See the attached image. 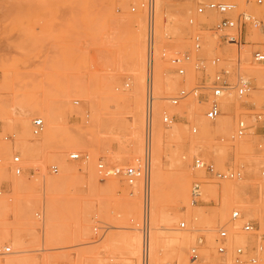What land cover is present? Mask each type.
<instances>
[{
    "label": "rangeland",
    "instance_id": "374dc122",
    "mask_svg": "<svg viewBox=\"0 0 264 264\" xmlns=\"http://www.w3.org/2000/svg\"><path fill=\"white\" fill-rule=\"evenodd\" d=\"M145 1L0 0V200L7 204L0 210V252L5 246L11 247V253L0 255V264L24 255L38 259L48 256L51 264H124L128 259L127 237L135 235L143 239V184L139 176L132 187L126 181L125 171L135 167L141 173L145 153V86L149 54L148 20L142 7ZM165 1L168 6L161 14L156 0L154 61L159 54L166 71L177 77L179 83L160 90L154 75L157 100L152 147L151 233H154L151 218L155 202L157 124L164 131H170L177 124L179 135H166L162 146V168L168 182L162 205L172 217L178 216L177 222L164 227L170 228L164 230V236L168 238L172 232L185 236L187 264H222L215 240L220 226L231 229L229 220L235 209L264 232V132L231 140L236 121L243 112L242 103L248 101L238 99L235 94L227 95L229 102L224 106L227 109L222 116V121L228 122L230 129L224 133L217 129L216 122L207 137L201 134L198 124L207 109L206 102L192 93L177 105L170 100L182 89L190 91L199 85L204 74L213 75L219 68L228 67L233 70L234 80L239 73L254 79L251 101L256 107L261 106L264 74L257 75L252 70L264 69V65L251 61L250 52L254 47L235 42L218 46L211 28L224 15L211 12L201 15L198 7L210 2H227L236 5L235 14L246 11L260 15L264 12V0L261 5L257 0ZM132 7L136 10L133 11ZM177 13L182 14L185 22L180 24L179 33L174 34V14ZM124 15L139 18L145 28L146 71L139 87L137 74L130 68L132 33L119 24ZM213 15L218 19L213 21ZM191 19L194 24H206L202 33L211 44L198 52L204 63H198L195 55L193 62L187 65L186 75L181 76L175 72L170 57L191 49L190 37L197 29L190 23ZM257 36L254 32L252 39H259ZM216 58L220 62L214 64ZM238 58L241 59V70H237ZM154 65L155 62L153 73ZM132 94H135V104L127 100ZM42 103L55 107L56 123L52 129L45 116L32 112ZM165 113L177 116L170 127L162 123ZM21 117L26 122V129L17 123ZM109 118L114 127L105 124ZM35 119L44 122L39 134L33 132ZM134 126H138L141 134L138 158H132L130 154L134 146L130 132ZM194 128L198 129L196 133ZM74 138L81 139L76 146L73 145ZM243 141L247 146H242ZM194 142L199 143L197 149ZM72 153H79L80 158L71 159ZM197 155L214 163L219 170H241L243 179L218 181L205 177L193 165ZM17 156L20 157L18 165L14 162ZM62 159L77 168L64 178H61L59 163ZM55 166L57 172L53 169ZM15 167H20L21 173L17 174ZM178 172H183L186 180V201L183 197L176 199L169 185ZM19 179L23 180L21 186L17 185ZM198 179L205 182L204 202L192 206V184ZM49 181L55 183L52 192L47 188ZM236 183L248 185L247 191L235 190ZM51 199L57 208L56 219L54 214L52 220L55 219L62 230L52 234L51 218L47 213ZM16 203L19 209L32 208L34 218V235L22 227L23 247L13 245L12 233L8 237L4 234L18 219ZM245 219L239 222L240 228ZM183 222L185 227L181 226ZM201 237L205 244L200 248L199 260L195 261L191 249ZM238 242L244 244L246 239L238 236ZM249 243L255 245L256 241L251 238ZM165 245L160 262L155 264H182L175 246ZM262 253L259 264H264V251ZM141 257V252L139 257H133V264H141ZM149 261L154 264L150 256Z\"/></svg>",
    "mask_w": 264,
    "mask_h": 264
},
{
    "label": "built area",
    "instance_id": "2783aa9c",
    "mask_svg": "<svg viewBox=\"0 0 264 264\" xmlns=\"http://www.w3.org/2000/svg\"><path fill=\"white\" fill-rule=\"evenodd\" d=\"M263 0H257V4L261 5ZM142 7L147 14V30H148V74L146 79V96H145V153L141 167V173L135 167H129L125 171L126 181L131 185H135L141 178L143 184V199H144V220L142 224V257L141 264H149V242H150V203H151V173H152V147L155 127V105L156 92L154 86L153 63L155 59V35H156V0H146ZM136 10V7H132ZM236 5L227 2H210L201 4L198 7V13L206 15L208 12L220 13L223 18L211 28L217 37V45L223 46L230 42L239 43L243 46L254 47L250 52L251 61L264 65V12L260 15L248 13L246 11L235 14ZM190 23L197 27L196 31L191 35V49L185 50L181 54H174L170 57L175 72L181 76L187 73V65L192 63L196 55V61L202 65L204 60L198 56V52L209 45V38L202 33L203 27L206 24H194L193 19ZM256 32L259 39H252V34ZM257 36V37H258ZM260 37L262 40H260ZM164 54L163 57H165ZM220 62L219 58L213 60L214 64ZM238 68L241 65V59L237 60ZM200 69L205 70V67ZM237 70H241L240 68ZM233 70L228 67H221L215 71L213 75L204 74V77L199 85L192 88L190 91L182 89L179 94L171 98L174 105L179 104V101L186 98L190 93L202 98L207 106L204 113L206 119L215 122L218 118L225 114L222 107L221 99L230 93H235L238 99H247L242 103L241 116L236 121V130L232 134L231 140L241 139L251 134L264 132V97L260 107H256L255 102L251 101L255 85L252 78L246 74H238L233 79ZM252 103V104H251ZM177 120V116L165 113L162 117V123L170 127ZM44 122L42 119H35L33 122V132L39 134L42 132ZM197 132V128L193 129ZM70 158L77 160L80 158L79 153H72ZM16 165L20 163V157L14 159ZM193 165L196 170L204 173L205 177L213 180H239L243 178L241 170L227 169L225 171L217 169L216 165L207 161L202 155L194 157ZM102 167V165H101ZM57 172L58 168L53 167ZM17 174L21 173L20 167H15ZM264 176V172H263ZM203 179L195 180L191 189V202L193 205L203 203ZM237 220H243L242 212L235 209L232 212L231 223ZM182 227L186 223L181 224ZM240 231L254 238L255 245L247 243L245 245H231L230 229L222 225L218 229L216 243L217 251L222 256V264H258L260 255L264 251V232L258 227L253 220H246L242 224ZM250 238V239H251ZM205 244L203 237L199 238L198 243L191 249L192 260H198L200 257L199 251L201 246ZM233 246V247H231ZM11 253V247L5 246L0 252V255Z\"/></svg>",
    "mask_w": 264,
    "mask_h": 264
},
{
    "label": "bare ground",
    "instance_id": "6f19581e",
    "mask_svg": "<svg viewBox=\"0 0 264 264\" xmlns=\"http://www.w3.org/2000/svg\"><path fill=\"white\" fill-rule=\"evenodd\" d=\"M158 6H159V11L162 14L164 7L168 6V4L166 3L165 0H158ZM211 13H215V12H211ZM181 15H182L181 13L174 14L175 24H174V27L172 29V32L174 34L179 33L180 24H183L185 22L181 18ZM217 19L218 18L216 15L212 16L213 21L217 20ZM119 21H120L119 24L121 27L131 30V33H132V35H131L132 39H131V44H130V50H131V54H130V65L131 66H130V68L134 72H136V74H137V79H136L137 82L136 83L138 84L137 87H139L142 84V81L144 80V74L146 71V33L144 30L145 29L144 24L142 23V21L139 18L132 16V15H124L121 17V19ZM157 56H159V54L158 55L156 54V60L154 61L155 62L154 75H155V80H156V84H157L158 88H160V90H161L163 87L169 89V88L177 86L179 83L177 77H174V75H169L170 73L168 71H166V69L164 68V64H163V62H161L160 56L158 58H157ZM249 60H250V58H249ZM253 68H257V66L252 67V69ZM252 71L255 72V74H257V75L262 76L264 74V69H254ZM232 94H235V93H230L227 95H232ZM227 95L221 99L222 107L224 110L227 109L224 106H227V104L229 102V98H226ZM127 100L130 101V103L135 104V94L128 96ZM36 105H38V104H36ZM35 107H34L35 109H32V112L33 113L39 112L43 116H45L46 119L48 120V126L52 129L56 123L55 107L51 104H45V103L39 104L38 106H35ZM136 115H137V113H136ZM140 116H142V115H140ZM137 121H138V119H137ZM216 122L218 123L217 129L224 131V133H226L230 129V124L228 122H223L222 116L220 118H218L215 122H212V121L206 119L204 115L203 116L201 115V120L198 122V124L201 128V134L204 137H207L210 134L211 130L214 128L213 124H215ZM17 123H18V125H21L23 127L26 125V122L24 121V119L22 117L18 120ZM139 123H140V121H139ZM105 124H109L112 127L115 126V124H113V121L111 120V118L107 119ZM25 129H26V126H25ZM156 131H157L156 137H155L156 139L154 138L155 139L154 149H155V144H156V156H155V165H154L155 166V170H154L155 202H154L153 218H151V220L153 221L152 225L154 228V233L153 234L151 233V228H150L151 234H150V242H149V256H150V260H151V257L154 260V264L157 262H160V259H161L160 254L162 253V250L166 246L165 243H168L170 245L175 246V249H176L177 255L180 259V262L182 264H187V263H189V259L187 257V245H186L185 236L180 235L178 233L176 234L173 232L170 235L168 234L169 235L168 238H166L164 236V234H165L164 230L170 229V228H164V227H166L167 225H171L173 221H176L178 219V216L172 217L171 214L168 211H166V209L162 205L164 190L166 189V187L168 185L167 184L168 182L165 178V173H164L163 168H162V146H163L164 138L166 135H168V134L171 136H178L179 135L180 127H179V125L174 124L170 131H164V129L158 123ZM130 134L132 136L130 141L134 145L132 147V149L130 150V154L132 155V158H138V157H140V152H141V147H140L141 146V134H140V130L138 129V126L137 127L134 126V128H133L132 132H130ZM45 135H48V133L46 132ZM72 141H73V145L76 146L77 143H79L81 141V139L80 138H78V139L74 138ZM24 145H26V144L24 143ZM193 146L195 149H197L199 147V143L194 142ZM242 146L243 147L247 146L245 141L242 142ZM176 159H177V161H180L179 157H177ZM59 163H60V166L62 169L61 178L68 176L70 173H73L77 169L76 166L69 164L66 161V159L60 160ZM152 163H153V160H152ZM175 177L176 178H173L174 180L171 179L172 183H169V185H171V188H172V194H173V196L176 197V199L179 197H183L184 200L186 201L188 192H187V185H186V180H185L183 172H178ZM242 179H239V180H242ZM22 184H23V180L19 179L17 185L21 186ZM135 185H133V186H135ZM247 187H248V185H246L244 183H236L233 186V188L237 191L238 190L247 191ZM47 188L51 192L54 191L55 190V183L53 181H49L47 183ZM191 205L195 206L192 203H191ZM6 206H7V204L5 203V200H0V210L5 209ZM15 207L19 211V213L17 214L18 219L14 223L15 225H13L10 228V230L4 231V234L6 237H8L12 233L14 238H15L13 245L15 247H20V246L23 247L25 244V240H24L23 234H22V227L24 226V228L28 234L34 235L35 231L32 230V228L34 227V226L32 227V222H33L34 218H33V214H32V208L28 207L27 209H21V208L19 209L18 203H16ZM150 208H151V206H150ZM56 210H57L56 205H55L54 201H52V199H51L50 204L48 206V212H47L51 218L50 222H49L51 234H52V232L62 231L61 229L59 230L58 222L56 223V220H55L56 214H57ZM54 214H55V219L53 221L52 218H53ZM150 215H151V212H150ZM244 219L245 218H243V220ZM230 221H231V219L229 220V222ZM239 222H242V220H237L231 224L232 225V227L230 229L231 245H245V244L249 243L250 238L247 234L240 231V224L241 223H239ZM33 224H34V222H33ZM238 236L245 238L246 242L244 244L239 243L238 242ZM212 239L214 240V238H212ZM240 241H242V240H240ZM126 242H127V248H128V254H126V256L128 255V259H126L124 264H133L132 258L137 257V256L139 257L140 252L142 253V251H141L142 240H141L140 236L131 235V236L127 237ZM231 247H233V246H231ZM261 259H262V256L260 255V260ZM32 262H36L39 264H51V258L48 256L43 257L41 259L26 256V255L15 256V257L8 259L6 261V264H30ZM258 264H259V262H258Z\"/></svg>",
    "mask_w": 264,
    "mask_h": 264
}]
</instances>
